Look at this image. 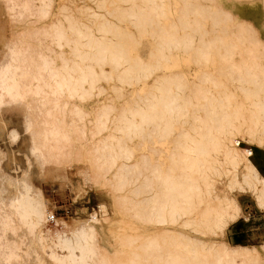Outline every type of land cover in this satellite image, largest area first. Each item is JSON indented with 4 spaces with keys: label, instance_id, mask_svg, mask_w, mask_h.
<instances>
[{
    "label": "bare ground",
    "instance_id": "1",
    "mask_svg": "<svg viewBox=\"0 0 264 264\" xmlns=\"http://www.w3.org/2000/svg\"><path fill=\"white\" fill-rule=\"evenodd\" d=\"M53 1L0 0V128L4 110L38 104L45 125L33 150L62 157L72 142L87 143V101L99 102L91 138L108 132L86 148L91 176L129 190L122 203L150 229L116 231L117 247L98 243L95 214L47 230L52 213L30 174L10 175L2 199L0 171V264L33 255L37 264H260L264 243L260 251L199 236L222 237L242 215L217 189L223 175L264 208V175L238 138L264 148V42L255 26L220 0H92L96 11L80 9L86 20L62 5L56 14ZM101 80L115 98L100 100ZM7 133L16 139L15 128Z\"/></svg>",
    "mask_w": 264,
    "mask_h": 264
},
{
    "label": "rangeland",
    "instance_id": "2",
    "mask_svg": "<svg viewBox=\"0 0 264 264\" xmlns=\"http://www.w3.org/2000/svg\"><path fill=\"white\" fill-rule=\"evenodd\" d=\"M220 3L237 17L251 22L257 30V35L264 42L263 0H220ZM60 5L67 7V11L72 12L83 20L87 18L80 9L88 8L91 12L97 10L92 0H54L52 5L53 12L58 14ZM142 53L148 58V42L142 47ZM193 68H195V65H192V70ZM103 81L101 80L100 84L105 89L101 95H98L100 100L108 101L111 97L115 98V93L111 91L109 83L107 84L105 83L106 81ZM127 86H125L124 93L129 98L131 96V87L130 85ZM122 100L123 98L121 97L116 99V102L119 103ZM88 101L87 106L91 114L87 118V126L85 127L87 136H89L87 143L83 144L81 141L72 142L67 149V153L58 158L48 157L43 159L38 152L33 150L34 144L42 141L40 134H42L45 125V116L38 104L31 111L25 109L24 105L20 109L13 111L4 110L3 121L5 126L2 129L0 128V148L3 153L0 159V171L3 177V193L1 197L6 199L12 190L7 183L10 175L16 176L29 173L30 179L40 188L48 210L53 214V217H51L52 214L48 216L45 226L47 230L53 231L63 228L66 224L69 229L89 224L95 214L99 219L96 224L99 230L98 243L117 247L116 231H145L150 229V225L139 220L134 215L135 210L132 209L131 205L128 204L127 206V204L122 203L120 198L123 195L130 194L129 190H114L105 184L103 180L96 181L92 178V164L88 160L91 157V153L87 151L93 152L95 139L106 135L108 131L104 130L102 135H97L94 139L91 138L93 127L88 120L98 112L99 102ZM28 122L33 124V129H26V123ZM12 127L16 129L17 137L15 140L10 141L7 131ZM238 138L243 148L253 149V155L250 158L264 175V148L256 142H250L246 138L240 136ZM228 182L229 177L223 175L217 181V189L221 194L228 193L237 199L242 215L229 224L225 235L222 237L217 235L211 237L199 236L216 241L225 240L233 245L255 246L261 251L260 245L264 243V208L260 207L249 188L237 185L229 189L227 187ZM121 218H128L131 223L122 225L118 221ZM20 237L24 242V246L25 244H31V238L26 236L25 228L20 230ZM173 244L175 243H170L169 247L173 248ZM261 259L258 263L264 264V255ZM25 261L27 264H37L35 255ZM47 262L48 264H55L50 259H47Z\"/></svg>",
    "mask_w": 264,
    "mask_h": 264
},
{
    "label": "built area",
    "instance_id": "3",
    "mask_svg": "<svg viewBox=\"0 0 264 264\" xmlns=\"http://www.w3.org/2000/svg\"><path fill=\"white\" fill-rule=\"evenodd\" d=\"M252 155H253V150L251 151L249 156L252 157ZM51 217H53V214L51 215Z\"/></svg>",
    "mask_w": 264,
    "mask_h": 264
},
{
    "label": "trees",
    "instance_id": "4",
    "mask_svg": "<svg viewBox=\"0 0 264 264\" xmlns=\"http://www.w3.org/2000/svg\"><path fill=\"white\" fill-rule=\"evenodd\" d=\"M255 165H256V163H255Z\"/></svg>",
    "mask_w": 264,
    "mask_h": 264
}]
</instances>
